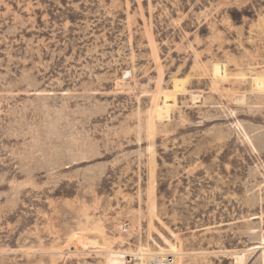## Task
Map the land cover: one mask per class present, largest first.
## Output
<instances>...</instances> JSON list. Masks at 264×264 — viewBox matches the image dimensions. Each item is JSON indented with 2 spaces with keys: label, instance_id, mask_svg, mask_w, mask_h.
Instances as JSON below:
<instances>
[{
  "label": "rangeland",
  "instance_id": "374dc122",
  "mask_svg": "<svg viewBox=\"0 0 264 264\" xmlns=\"http://www.w3.org/2000/svg\"><path fill=\"white\" fill-rule=\"evenodd\" d=\"M149 255L264 264V0H0V264Z\"/></svg>",
  "mask_w": 264,
  "mask_h": 264
},
{
  "label": "bare ground",
  "instance_id": "6f19581e",
  "mask_svg": "<svg viewBox=\"0 0 264 264\" xmlns=\"http://www.w3.org/2000/svg\"><path fill=\"white\" fill-rule=\"evenodd\" d=\"M247 253V252H246ZM243 255V254H242ZM245 255V254H244ZM241 258V257H239ZM238 258V260H239ZM148 262L151 264H160V256H156V255H149L148 257ZM239 262V261H238Z\"/></svg>",
  "mask_w": 264,
  "mask_h": 264
}]
</instances>
